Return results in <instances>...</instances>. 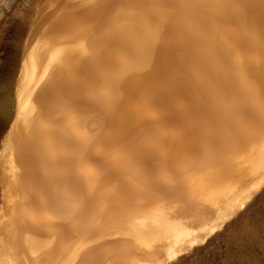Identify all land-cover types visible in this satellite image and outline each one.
Returning a JSON list of instances; mask_svg holds the SVG:
<instances>
[{
    "label": "bare ground",
    "instance_id": "1",
    "mask_svg": "<svg viewBox=\"0 0 264 264\" xmlns=\"http://www.w3.org/2000/svg\"><path fill=\"white\" fill-rule=\"evenodd\" d=\"M62 11L23 74L0 264H167L264 183V0Z\"/></svg>",
    "mask_w": 264,
    "mask_h": 264
},
{
    "label": "rangeland",
    "instance_id": "2",
    "mask_svg": "<svg viewBox=\"0 0 264 264\" xmlns=\"http://www.w3.org/2000/svg\"><path fill=\"white\" fill-rule=\"evenodd\" d=\"M67 1L0 0V169L7 164L8 143L16 150L13 138L26 87L23 74L37 60L36 44L63 16ZM3 197L0 181V208ZM198 243L167 264H264V183L218 225H211V234Z\"/></svg>",
    "mask_w": 264,
    "mask_h": 264
}]
</instances>
